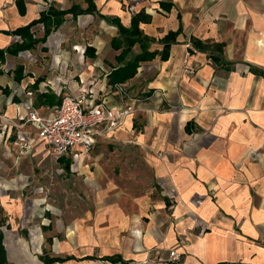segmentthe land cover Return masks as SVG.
I'll use <instances>...</instances> for the list:
<instances>
[{
	"label": "crops",
	"instance_id": "1",
	"mask_svg": "<svg viewBox=\"0 0 264 264\" xmlns=\"http://www.w3.org/2000/svg\"><path fill=\"white\" fill-rule=\"evenodd\" d=\"M51 7L78 14L66 13L58 25L52 19L46 39L26 49L35 61L19 56L26 50L6 55L0 66L1 141L8 127L12 133L11 117L27 112L21 103L28 93L36 91L42 115L49 117L59 105H49L40 94L53 93L57 101L85 89L96 101L134 105L108 135L131 137L143 149L152 183H110V196L79 200L77 210L69 207L61 224L48 229L50 243L41 233V252L30 249L22 230L3 229L10 220L1 211L10 264H45L52 258L61 261L51 264H264V0H0V48L22 41L13 32ZM139 13L149 17L139 23L148 39L137 42L127 59L145 48L157 53L120 82L124 97L110 83L123 49L112 43L119 36L114 21L130 28ZM79 20L89 41L84 42L83 29L76 34ZM46 29L40 21L30 30L41 39ZM57 31L66 50L48 61L53 56L48 37ZM170 33L174 37L166 38ZM51 39L60 42L57 34ZM88 46L95 56L86 53ZM52 60L62 61L63 77L68 75L61 74L55 87L45 82L59 75L48 71ZM7 75L21 86L23 99L8 90ZM13 209H21L19 200L7 204L6 211ZM174 249L178 260L170 257Z\"/></svg>",
	"mask_w": 264,
	"mask_h": 264
},
{
	"label": "rangeland",
	"instance_id": "2",
	"mask_svg": "<svg viewBox=\"0 0 264 264\" xmlns=\"http://www.w3.org/2000/svg\"><path fill=\"white\" fill-rule=\"evenodd\" d=\"M85 27L86 25L82 26L80 24V20L77 22L76 34L79 36L80 31L83 29L84 42L89 41ZM40 29L43 31L42 27ZM56 34L59 35V43L58 41L53 43L51 39ZM65 41L64 35L60 34L59 31L53 32L48 37V55H53L47 57L48 61L54 60L56 55L64 53V50H66L64 49ZM69 42L71 46L72 42ZM82 44L85 45V43ZM74 47L72 45L70 50L74 51ZM39 51L42 53L40 49ZM19 56L31 62L36 59L30 50L20 52ZM53 60L50 62V66L47 67L48 71L50 73L56 70L59 75L56 79L45 82L55 87L54 81H59L63 73V63L60 61V64L56 65ZM74 61L78 63V60ZM5 65L8 68L10 67L8 64ZM8 71L9 69L6 70L7 73ZM67 76L63 77L62 74V78ZM7 77L11 78L8 75ZM10 80L12 86L7 85L8 90H11L12 94H19L23 99L24 93L20 90L21 86L13 82L12 79ZM13 83L16 85L13 86ZM42 85H44V82ZM24 91L29 92L28 88ZM28 95L21 103L25 104L27 111L26 113L23 112L24 115L29 114L30 108H35L39 111L40 116H45L42 115L44 108L40 105V101L36 100V91L32 95L29 93ZM34 102H36V105L33 107ZM29 104L31 105L28 109ZM3 113L5 112H0V116ZM11 119L13 130L9 134L11 129L9 127L6 129V140L4 141H1L3 133L0 129L1 146L6 150L5 154L0 153V208H2V216L10 220L9 226L4 225L3 229L6 232H9L7 229L22 230L32 251L41 252L44 247L42 245L35 247L31 241V232L43 228V230H40L43 234V241L45 239L50 243L51 238L46 237L48 229H55L61 224L58 223V220L66 214L69 207L77 210L74 205L79 204V200L88 203L89 199L95 200L102 197V193H104L103 197L110 196V183H152V172L146 166L143 149L139 145H135L131 137L120 135L117 138L109 135L99 137L97 143L93 145L84 158L82 156L76 157L74 153H70L68 157H65L71 160V166L68 169L62 158L57 159L50 152L47 143L40 138L39 130L33 122L24 124L19 115L11 117ZM3 122L0 118V127ZM135 126L141 130V123L137 118ZM80 163H82L83 170H80ZM18 200L21 203L20 210L15 211L13 209L12 213L6 211L8 203L17 202ZM54 215L55 218L52 219ZM45 218L51 220L48 221L50 225L44 222Z\"/></svg>",
	"mask_w": 264,
	"mask_h": 264
},
{
	"label": "built area",
	"instance_id": "3",
	"mask_svg": "<svg viewBox=\"0 0 264 264\" xmlns=\"http://www.w3.org/2000/svg\"><path fill=\"white\" fill-rule=\"evenodd\" d=\"M115 87L127 97L124 85ZM20 119L24 124L33 122L49 150L57 159L74 153L84 157L93 147L98 136H105L122 126L124 119L136 109L133 104L113 106L106 100L96 101L88 96L85 89L78 95L64 94L55 113L49 117L40 116L34 108ZM176 249L170 251L173 260L180 258Z\"/></svg>",
	"mask_w": 264,
	"mask_h": 264
},
{
	"label": "trees",
	"instance_id": "4",
	"mask_svg": "<svg viewBox=\"0 0 264 264\" xmlns=\"http://www.w3.org/2000/svg\"><path fill=\"white\" fill-rule=\"evenodd\" d=\"M90 7V8H89ZM88 7V10H91V6ZM68 12H74L76 13V10H68V11H59L55 7H51L48 12L44 13L42 17L37 20L32 22L31 24L20 27L16 29L13 33L19 34L22 36L23 40L22 41H17L11 46L2 49L0 48V66L1 64L5 61L6 55L7 54H12L16 55L20 51L25 50V49H31L33 48L39 41L45 40L47 37V34L50 32V28L48 25L54 19V23L56 25L61 24L63 21L62 16L65 15ZM78 14V13H76ZM143 20H149V17L143 16L141 13L133 17L132 19V25L130 28L125 27L122 23L118 21H114L116 25L118 26L119 29V36L115 37L112 40L113 46L116 49H120L123 47L122 52L116 57L117 62L120 64L118 67H116L112 72L110 73V83L111 84H116L120 82H126L130 78L134 77L135 74L137 73L138 67L140 66V62L144 60H149L154 58L157 52H149L147 48L143 50L140 54L134 55L132 58L127 59L132 52L133 46L137 42L143 43V40L148 39V37L144 36L142 31L139 28V23ZM44 22L47 26L46 29V34L43 38L38 39L33 36V33L31 32V26L37 22ZM168 37H174V33H170L166 38ZM169 41V40H168ZM194 43L201 49H208V45H204L203 43L194 40ZM170 42H168L163 50V59L168 58V53H169V47H170ZM219 46V45H218ZM220 47V46H219ZM95 50L93 47L88 46L86 53L90 56H95L94 54ZM20 79V77H18ZM42 98L46 99V103L49 105H60L61 99L60 100H55V95L53 93H42L39 95ZM62 161L66 163L67 168L69 169L71 166V160L61 157ZM2 211V208H0V213ZM2 223V220L0 219V224ZM45 264H51L53 262L61 261L60 258H52L49 260H44ZM0 264H10L9 259H8V254H7V249L4 244V234L0 230Z\"/></svg>",
	"mask_w": 264,
	"mask_h": 264
},
{
	"label": "bare ground",
	"instance_id": "5",
	"mask_svg": "<svg viewBox=\"0 0 264 264\" xmlns=\"http://www.w3.org/2000/svg\"><path fill=\"white\" fill-rule=\"evenodd\" d=\"M80 48H82V47H80ZM57 61H59V58H57ZM5 152H6V151L2 148V146H1V141H0V153L5 154ZM79 167H80V170H83L82 163H80ZM3 183H4V182H3ZM32 234H33L34 241L37 242L36 246H37V247H40V244H39V243H41V240H42V236H41V232H40V230H34V231L32 232ZM57 245H58V244H57ZM11 253H12V254L14 253L13 248H11Z\"/></svg>",
	"mask_w": 264,
	"mask_h": 264
}]
</instances>
